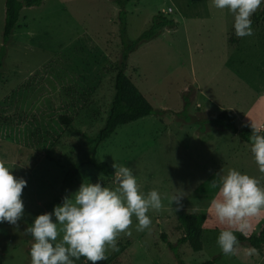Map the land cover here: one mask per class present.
Listing matches in <instances>:
<instances>
[{
  "label": "rangeland",
  "instance_id": "rangeland-1",
  "mask_svg": "<svg viewBox=\"0 0 264 264\" xmlns=\"http://www.w3.org/2000/svg\"><path fill=\"white\" fill-rule=\"evenodd\" d=\"M263 7L251 18L253 35L240 38L234 33L233 16L215 8L212 0L128 4L130 41L147 31L158 14L174 20L177 27L141 44L127 64L126 75L157 113L119 127L97 152L100 163L112 166L116 161L132 168L141 191L156 189L162 196L163 207L148 213L149 229L136 231L133 217L132 235L118 237V243L131 245L115 264H264V247L251 256L247 246L224 255L216 239L226 225L208 211L217 191L212 180L218 182L215 175L222 168L246 172L264 184L249 144L212 123L221 112L231 111L240 130L250 129L243 125L251 120L264 125ZM5 10L6 0H0V49ZM117 14L118 7L109 0H43L40 6L22 10L18 28L6 44L0 159L27 186L22 191L25 221L0 223L1 264H31L32 240L24 234L27 223L51 212L82 182L101 181L113 187L112 178L89 166L65 181L88 156L90 139L104 127L114 97V68L122 51ZM61 118L70 120L71 126ZM206 182V191L199 190ZM175 188L186 192L179 210L170 202ZM183 215L205 219L201 252L179 244ZM249 224L245 236L264 229V212ZM112 253L109 249L106 255Z\"/></svg>",
  "mask_w": 264,
  "mask_h": 264
},
{
  "label": "clouds",
  "instance_id": "clouds-1",
  "mask_svg": "<svg viewBox=\"0 0 264 264\" xmlns=\"http://www.w3.org/2000/svg\"><path fill=\"white\" fill-rule=\"evenodd\" d=\"M215 8L227 10L233 16L237 37L253 35L252 16L264 5V0H212ZM244 127L251 129L249 151L257 169L264 177V125L252 121ZM111 183L82 182L79 188L62 198L51 212L37 215L25 229L31 237L29 250L31 264H76L84 258L85 264L107 261L109 249L118 252V237L131 236L133 217L136 231L150 228V211H159L162 196L156 189L141 191L134 170L116 161ZM212 180L216 195L210 200L208 211L226 227L217 236L216 244L226 255H234L240 247L235 232L247 234L251 218L264 212V184L261 178L235 168H222ZM27 181L12 174V168L0 159V223L17 225L24 215L22 191ZM170 196L176 210L183 207L186 192L181 189ZM249 248L246 254H255Z\"/></svg>",
  "mask_w": 264,
  "mask_h": 264
},
{
  "label": "trees",
  "instance_id": "trees-1",
  "mask_svg": "<svg viewBox=\"0 0 264 264\" xmlns=\"http://www.w3.org/2000/svg\"><path fill=\"white\" fill-rule=\"evenodd\" d=\"M118 7L117 21L119 26L122 51L118 64L115 66V83H114V97L110 105L108 116L104 127L98 132L95 138L90 139V150L88 156L74 166L72 171L66 176V183H68L69 175H78L84 166H89L97 172L103 174L105 177L112 178L114 169L108 163H100L97 160V152L99 147L109 140L116 130L125 125L135 123L143 118L155 115L157 111L150 104L147 98L139 91L131 79L126 75L127 64L129 56L134 53L137 48L146 42L157 38L162 31L168 29L172 30L177 27V23L165 17L163 14H158L152 19L150 28L145 31L137 40L130 41L128 39V24H127V6L131 0H109ZM43 0H6L5 10V25L3 31V46L0 49V83L3 78V66L6 58V44L9 42L19 25L20 15L24 8H32L42 5ZM260 18L264 22V7L260 12ZM187 120L186 118H184ZM64 125L71 126V121L67 118H61ZM188 122V120H187ZM237 116L231 111H223L212 121L214 127L225 131L232 132L241 141L249 144V136L251 130L244 128L240 130L237 125ZM216 179V178H215ZM206 182L199 190H204L207 187ZM21 222L25 221L23 218ZM181 221L184 226V235L179 240L180 245L187 244L198 253L203 250V229L202 224L205 221L203 216L183 215ZM30 225L31 223H27ZM240 241V246H247L249 248L261 249L264 247V229L258 233L250 236L242 234L236 235ZM166 241V238H164ZM130 242L118 243L119 251L113 252L108 256V260L101 264H115L118 259L130 247ZM172 252L177 254L176 247L169 244ZM81 260H84L82 257ZM1 264V261H0ZM201 264H216L215 261H205Z\"/></svg>",
  "mask_w": 264,
  "mask_h": 264
},
{
  "label": "built area",
  "instance_id": "built-area-1",
  "mask_svg": "<svg viewBox=\"0 0 264 264\" xmlns=\"http://www.w3.org/2000/svg\"><path fill=\"white\" fill-rule=\"evenodd\" d=\"M172 10L170 9V11L169 12H171Z\"/></svg>",
  "mask_w": 264,
  "mask_h": 264
}]
</instances>
